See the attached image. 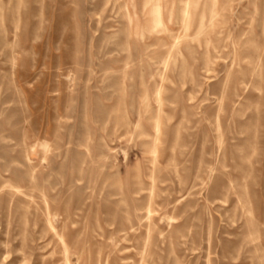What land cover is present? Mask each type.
Wrapping results in <instances>:
<instances>
[{"label": "rangeland", "instance_id": "374dc122", "mask_svg": "<svg viewBox=\"0 0 264 264\" xmlns=\"http://www.w3.org/2000/svg\"><path fill=\"white\" fill-rule=\"evenodd\" d=\"M0 264H264V0H0Z\"/></svg>", "mask_w": 264, "mask_h": 264}]
</instances>
